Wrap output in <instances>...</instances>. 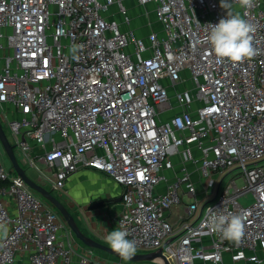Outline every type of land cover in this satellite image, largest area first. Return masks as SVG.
I'll return each mask as SVG.
<instances>
[{
  "label": "built area",
  "instance_id": "2783aa9c",
  "mask_svg": "<svg viewBox=\"0 0 264 264\" xmlns=\"http://www.w3.org/2000/svg\"><path fill=\"white\" fill-rule=\"evenodd\" d=\"M125 1L0 0V107L13 147L52 189L83 167L121 185L116 229L136 248L163 247L169 264H264V0L245 17L257 55L238 64L219 61L205 42L207 25L226 15L220 0H133L146 36ZM174 154L181 174L159 193ZM186 163L206 178L199 199ZM180 192L192 199L174 228L166 212ZM209 208L244 217L239 243L207 226ZM0 223L9 230L0 264L19 255L25 264H129L72 246L60 214L1 159Z\"/></svg>",
  "mask_w": 264,
  "mask_h": 264
},
{
  "label": "crops",
  "instance_id": "0c3cea01",
  "mask_svg": "<svg viewBox=\"0 0 264 264\" xmlns=\"http://www.w3.org/2000/svg\"><path fill=\"white\" fill-rule=\"evenodd\" d=\"M125 5L130 9V14L134 16L132 20V26L135 27L137 35L146 36L150 30V28L145 25L147 19L138 15L143 12L144 8L141 6H136L133 0H126ZM147 7L150 9V5H147ZM117 19L120 20V16H117ZM149 20L152 21L153 28L156 31H159L160 26L157 22H155L154 15L151 14ZM123 27L124 26H122V28ZM171 161L173 162V166L171 168H164L162 170V174L165 176V179L161 180L156 187V191L159 193L164 192L166 190L167 183L174 179L175 176L181 174L182 166L179 155H171ZM186 166L188 170L191 171V177L196 183L198 190L196 196L197 199H199L201 197V184L200 181H198L199 178L196 166L192 163H186ZM64 187H66V192L63 190L62 194L65 195L67 201L65 205L71 212L75 214L77 217V223L81 229L90 237L108 245L105 238L109 232L116 230L115 217L123 209V204L121 200L118 199L122 192L121 185L114 182L102 171L90 167H83L71 174L66 179ZM191 199V196L182 192L180 195V202L176 205H173L166 212V219L172 224L174 228H177L186 218L187 205ZM100 200H104L102 205L89 208L92 203ZM65 236L66 240L76 249L81 248L83 245V243L75 238L72 232H68ZM92 251L96 258L110 261L116 260L112 259L111 257H107L108 255L106 254L102 255L99 252H95L93 249ZM14 264H25L23 261V256L19 255ZM129 264L158 263L156 261H145Z\"/></svg>",
  "mask_w": 264,
  "mask_h": 264
},
{
  "label": "clouds",
  "instance_id": "9594fccd",
  "mask_svg": "<svg viewBox=\"0 0 264 264\" xmlns=\"http://www.w3.org/2000/svg\"><path fill=\"white\" fill-rule=\"evenodd\" d=\"M234 2L244 9V15L227 11L231 4L228 0H220V7L226 10V15L218 23L207 25L205 42L211 46V51L219 61L228 60L238 64L257 55V49L253 45L255 25L245 18L248 10L254 6L255 0ZM79 48L80 46L75 44L70 48L74 59H78L76 53ZM205 223L222 239L239 243L244 236V217L239 214H224L218 209L209 208ZM8 231L7 225L0 223V239L6 238ZM128 236L127 230L118 228L109 232L105 238L110 248L123 260H130L136 253V241L128 239Z\"/></svg>",
  "mask_w": 264,
  "mask_h": 264
},
{
  "label": "water",
  "instance_id": "95a60500",
  "mask_svg": "<svg viewBox=\"0 0 264 264\" xmlns=\"http://www.w3.org/2000/svg\"><path fill=\"white\" fill-rule=\"evenodd\" d=\"M0 143L6 152L12 168L15 172L22 177V179L28 184V186L34 190L41 198H43L50 206H52L61 216L62 220L65 222L66 226L71 230L74 234L75 238L78 239L81 243L91 248H96L101 251H104L107 254L113 255L118 259H122L118 254H116L109 245L103 244L96 239L90 237L89 235L85 234L81 227L76 222L74 216L68 210L66 205L56 197L51 189H47L42 183L38 182L36 179L31 178L25 172L24 168L21 167L18 163L16 155L14 153V147L9 142L5 130L2 126L0 121ZM121 200V196L118 197ZM104 203V200H100L97 202L92 203L89 208L100 206ZM163 247H159L154 251L149 252H142V253H135V255L130 260H124L127 262H142V261H155L157 257L162 259V264H169L168 260L162 253ZM123 260V259H122Z\"/></svg>",
  "mask_w": 264,
  "mask_h": 264
},
{
  "label": "rangeland",
  "instance_id": "374dc122",
  "mask_svg": "<svg viewBox=\"0 0 264 264\" xmlns=\"http://www.w3.org/2000/svg\"><path fill=\"white\" fill-rule=\"evenodd\" d=\"M145 8H146V10L149 9V7H145ZM6 31L9 32L10 30L7 29ZM1 112H2V113H5V114H8V109H7V107H4L3 109H2V107H0V121H1V123H2V126H3L4 130H5V133H6V135H7L8 140L10 141L11 144H14V143H13L12 136H11V133H10V131H9L8 127H7V125L5 124L4 120L2 119V116H1L2 113H1ZM14 153H15V155H16V158H17V160H18L19 165H20L21 167L24 168V170H25V172L27 173V175H29L30 177H32V178L35 179V178H36V169H35L34 167H32V166L30 167V166H28V165H26V164L23 163V161L21 160V156H20L19 150L17 149L16 146H14ZM0 159H1V162H2L3 166L5 167V169L11 173V163H10V160H9V158H8V156H7V154H6V152L4 151V149H3L2 145H1V143H0ZM170 159H171V158H170ZM36 166H37L38 168H41V169L44 168V166H43L42 163H38V162H37V163H36ZM45 174H46V173H45ZM47 175H48L49 179H52L50 173H48ZM228 178H229V177H227V178H226V181L220 186V189H222L223 186L227 183ZM198 181H200L201 186H205V184H206V178H205V177H200ZM235 182H236L237 186L240 187V186L243 185V178L239 176V177H237V179H236ZM41 183H42L47 189H51L52 193H53L56 197H58V198H59L64 204L67 203L66 198H65V195L61 193V192H63V190L65 191V188H66V187H63V188H62V191H59V190H56V189H52V186H51V182H50V181H47V180L44 179L43 181H41ZM65 192H66V191H65ZM210 193H211V192H210ZM211 196H212V195H211ZM251 201H252V198H251L250 195H247L246 197H243V198L241 199V202H243V203H250ZM76 219H77V217H76ZM64 223H65V222H64ZM66 227H67V226H66V224H65V228H66ZM92 249H93L95 252H99V253L102 254V255H105V254L108 255L107 257H111L112 259H116V260L118 259V258H116V257H114V256H110L109 254H107V253H105L104 251H101V250H99V249H96V248H92ZM150 250H151V249L136 248V253L148 252V251H150ZM123 261H124V260H123ZM125 262H127V261H125ZM149 262H151V261H149ZM127 263H133V262H127Z\"/></svg>",
  "mask_w": 264,
  "mask_h": 264
},
{
  "label": "trees",
  "instance_id": "16d2710c",
  "mask_svg": "<svg viewBox=\"0 0 264 264\" xmlns=\"http://www.w3.org/2000/svg\"><path fill=\"white\" fill-rule=\"evenodd\" d=\"M68 210H69V208H68ZM70 211V210H69ZM71 212V211H70ZM71 214L74 216V218H75V220H76V216H75V214L73 213V212H71ZM76 222H77V220H76ZM83 231V230H82ZM84 232V231H83ZM85 233V232H84ZM111 256H113V255H111ZM115 257V256H114ZM142 262H145V261H142Z\"/></svg>",
  "mask_w": 264,
  "mask_h": 264
},
{
  "label": "snow or ice",
  "instance_id": "6c2138e0",
  "mask_svg": "<svg viewBox=\"0 0 264 264\" xmlns=\"http://www.w3.org/2000/svg\"><path fill=\"white\" fill-rule=\"evenodd\" d=\"M140 175H142V174H140Z\"/></svg>",
  "mask_w": 264,
  "mask_h": 264
}]
</instances>
